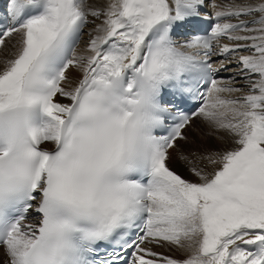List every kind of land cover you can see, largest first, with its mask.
Returning a JSON list of instances; mask_svg holds the SVG:
<instances>
[{
  "label": "snow or ice",
  "instance_id": "1",
  "mask_svg": "<svg viewBox=\"0 0 264 264\" xmlns=\"http://www.w3.org/2000/svg\"><path fill=\"white\" fill-rule=\"evenodd\" d=\"M0 249L264 264V0H0Z\"/></svg>",
  "mask_w": 264,
  "mask_h": 264
},
{
  "label": "bare ground",
  "instance_id": "2",
  "mask_svg": "<svg viewBox=\"0 0 264 264\" xmlns=\"http://www.w3.org/2000/svg\"><path fill=\"white\" fill-rule=\"evenodd\" d=\"M217 2H220V0H217ZM87 31V30H86ZM84 40H87V36L85 35ZM228 73H225V75L223 76H227ZM189 134L190 136L188 137V141H179V147L176 151L172 152V160H171V167L176 170L177 172H179L180 174L184 175L186 178L192 179V177L189 176L188 172L186 171V168L184 167V165L178 160V154L181 150H183L185 153L195 149L198 151H203L205 149H214V148H219V147H223L222 144L218 143L215 140H211L209 139L207 136L204 135V132L194 126L192 129H188L186 131V134ZM181 143H184L181 146ZM189 147V149H186ZM176 153V155H175ZM158 251H166L163 249H157ZM167 254H173V253H167ZM175 255H181L180 253H174ZM4 257H3V252L2 249H0V261H3Z\"/></svg>",
  "mask_w": 264,
  "mask_h": 264
},
{
  "label": "rangeland",
  "instance_id": "3",
  "mask_svg": "<svg viewBox=\"0 0 264 264\" xmlns=\"http://www.w3.org/2000/svg\"><path fill=\"white\" fill-rule=\"evenodd\" d=\"M188 137L190 136L188 133L186 134ZM184 143H181V146L183 145ZM186 149H189V147H187V148H185V150ZM175 155H176V153H175ZM177 156V155H176Z\"/></svg>",
  "mask_w": 264,
  "mask_h": 264
}]
</instances>
